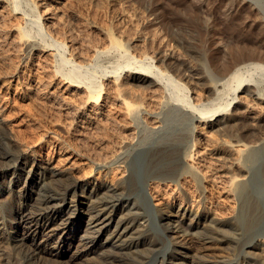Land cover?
Returning <instances> with one entry per match:
<instances>
[{
    "label": "bare ground",
    "instance_id": "bare-ground-1",
    "mask_svg": "<svg viewBox=\"0 0 264 264\" xmlns=\"http://www.w3.org/2000/svg\"><path fill=\"white\" fill-rule=\"evenodd\" d=\"M11 1L14 11L19 12V0ZM137 1L148 2L149 15L154 16L155 23H160L158 27L163 31H155L157 35L153 37L161 39L160 47L153 53L144 50L136 57L133 51L139 47L140 40H125L110 30L107 32L109 47L96 51L109 53L117 50L127 59L126 63L124 60L115 65L111 72L117 84L115 98L125 105V112L130 119V125L127 124L128 130H131L129 136L133 134L135 140L129 143L130 137L123 139L113 155H109L111 163L106 164L105 158V163L98 164V167L105 169H119L123 175L115 182L100 180L98 177L91 180H72L60 171L50 169L48 161L38 158L35 149L17 148L12 138L8 139L0 118V194L13 193L16 190L13 185L17 183L14 177L29 166L28 175L38 178L34 179L33 184L41 185L38 195L28 205L23 201L15 204L14 197L9 194L5 202L0 199V204L4 205L0 206V242L5 240L8 247L12 245L17 264H60L57 256L64 251L59 249L61 246L53 249L48 247L50 231L68 228L76 211L73 215L62 216L61 221H53L63 213V202L70 197L72 201L78 202L80 199L76 198L77 190L89 186L92 197L90 229L83 235L85 249L79 252L86 250L85 255L94 256L81 263L264 264V209L260 208L254 192L257 178L264 187V161L259 163L256 170L253 168L264 148V87L260 84L262 78H257L260 73L264 74V10L260 8L262 2ZM192 40L200 42L206 54L203 62L211 68L206 71L208 75L203 83L199 82L204 80L202 73H178L174 58L172 60L174 55L168 49L175 43L177 46H185ZM57 43L65 45L62 42ZM220 43L222 46H217ZM49 46L53 45L49 43ZM62 59V64L64 61L71 62L70 59ZM62 64L60 61V65ZM75 64L73 67H78L79 64ZM124 67L129 68L126 78L119 72ZM58 71L66 83L87 90L84 107L99 103L110 94L108 85L89 78L85 80V75H80L78 69ZM193 79L199 81L193 82ZM190 84H204V94H196L194 97L190 95L196 91ZM157 91L160 93V112L152 114L154 126H151L146 124V114L149 112L140 95L147 92L158 93ZM245 120L247 123H244ZM200 128H205L208 133L216 132L221 137L216 143L206 142L204 150L211 149L210 145L213 146L211 151L215 159L223 162L220 168L226 166V160L229 161L228 167L221 169V173H226V176L230 173L228 191L238 199L239 208L227 219L217 218L206 205L195 209L188 202L178 205L159 199L162 185L171 183L183 188L184 178L194 181L198 192L206 191L205 171L202 173V169L193 163V159L196 161L195 154L199 153L195 150L201 139ZM224 135L228 138L222 137ZM138 157L142 159L140 179L132 168L133 160ZM12 168H15L14 172H11ZM234 168L238 173L231 172ZM8 177H11L10 180H7ZM255 177L257 178L254 179ZM24 184V188L19 190L20 193L17 192L21 198H26L31 193L28 183ZM25 204L30 208H25ZM149 209L156 214L158 231L151 225L147 214ZM12 219H19L16 227L18 232L23 229L22 236H12L8 232ZM41 220L46 221L43 223ZM46 230L49 232L45 233ZM110 230L113 231L109 233ZM40 233H43L44 239L38 241ZM72 233L64 232L57 243L63 246L70 240ZM106 233L109 234L102 241ZM216 242L233 244L234 254L225 255L224 245ZM167 244L169 250L165 251ZM193 246L204 251L201 254H191L188 250ZM98 247H102L103 252L96 254ZM1 256L0 253V260H7L8 264L11 261L15 263L13 257L8 255V259H4ZM187 260H192V263H187Z\"/></svg>",
    "mask_w": 264,
    "mask_h": 264
},
{
    "label": "rangeland",
    "instance_id": "rangeland-1",
    "mask_svg": "<svg viewBox=\"0 0 264 264\" xmlns=\"http://www.w3.org/2000/svg\"><path fill=\"white\" fill-rule=\"evenodd\" d=\"M260 2L264 4V0H260ZM262 3L261 6L257 5L264 10ZM12 5L11 0H0V118L8 134V139L11 137L17 148L26 149L30 147L29 150L35 149L37 157L48 161L50 169H56L72 180H91L98 177L100 180L115 182L117 178L123 175L120 170L113 169V167L105 169L98 167V164L99 162L100 164L105 163L106 159V164L111 163L110 157L123 139L130 137L128 139L130 142L127 140L129 143H133L135 140L133 134L129 136L131 135V130H128L130 119L125 112V105L118 98H115L117 84L114 81V74L111 72L115 65L124 62V60L126 63L127 59L122 56V52L117 50L109 53H97L96 51L98 49L103 50L109 45L107 32L111 30L125 40L127 38L132 42L140 40L139 47L133 51L136 57L144 50L150 53L155 52L160 47L161 39H153V37L157 35L156 32H161L163 29L160 28V30L158 27L160 23H155L154 16L149 15L148 2L137 0H19L18 8L21 9L19 12L14 11ZM196 41L192 40L190 43L186 41L187 45L193 47H188L186 44L185 46L183 44L177 46L175 43L168 49L175 56L172 57V60L174 58L173 62L179 69L177 70L178 73H202L204 80L193 79V82L203 83L207 79L208 72L206 73V71H210L211 68L204 64L205 50L199 44L200 42ZM57 42H62L65 45H58ZM49 43L53 46H49ZM220 45L222 46V43L217 46ZM213 48L214 46L211 49ZM63 57L67 60L70 59L71 62L64 61V63H69L66 65L63 63V66ZM60 61L62 65H60ZM75 63L79 64L78 67L81 66L79 68L73 67ZM124 63L121 64L125 65ZM71 69H76V71L78 69L80 75H85V80L89 78L94 82H104L110 88V94L106 95L107 97L99 103H91L90 106L84 107V101L88 95L87 90L66 83L61 72L58 71H70ZM128 69V67H124V70H119L124 78L129 73ZM259 76L257 78H262L260 84L264 87V74L260 73ZM124 80L126 81V79ZM190 85L192 89L196 90V93H190L193 97L196 94H204V84ZM157 92L154 94L150 92L142 94L140 92L142 95L138 93L140 99L144 100L142 103L149 112L146 114V124L151 126H154L152 114L160 112V105H158L160 93ZM199 96L197 95V97ZM230 108L232 109L233 105ZM244 123L247 121L245 120ZM201 128L202 134L198 133L201 139L195 150L199 153L195 154L196 161L193 159L194 162H192L196 163L195 165L200 170L202 169V173L205 171L204 175L207 179L204 185L206 191L204 193L198 192L196 183L184 178L183 188H178L171 183L162 185L159 199L165 203H177L178 205L188 202L190 205L193 204L195 209H201V206L206 205L209 207L208 210L214 213L217 218L227 219L232 217L239 208L238 199L228 191L230 173H227V176L226 173L225 175L221 173V169L228 167L229 161L226 160L227 164H224L226 168H220L223 162L215 159L211 151L213 146L210 145L211 149L204 150L206 142L216 143L221 137L216 132L214 134L208 133L205 128ZM124 132L129 134H125V137ZM222 137L226 138V135ZM109 150L112 151L111 154H109ZM263 153L264 148L260 154L261 159L259 157V160L254 164V169L259 167V163H263ZM133 162L132 168L136 170L140 179L142 177V159L138 157ZM29 168L30 166L28 169L20 170L17 173L14 177L17 183L13 185L16 190L11 194L8 192L0 194V199H3L1 202H5L9 195L14 197L15 204H20L23 201L28 205L29 201H34L41 185L40 183L39 185L33 184L36 176L28 175ZM14 169L12 168L13 171L11 172H14ZM235 169H232L231 172L238 173ZM10 178L8 177L7 180ZM257 179L255 182L252 181L255 183L253 186L256 187L254 192L260 208L264 209V187ZM26 182L31 193H26V198H21L17 192L24 188ZM90 190L89 186L86 189H78L76 198L80 200L75 202L70 197L65 203L63 202V213L53 221V223L57 220L61 221L62 216L67 217L76 211L68 228L50 231L51 237L48 247L53 249V247L59 248L61 246L59 249L64 251L63 254L57 256L60 264H84L90 257L94 256V254H91L92 256L85 255L86 250L79 252L85 247L83 235L87 229H90L89 213L92 198ZM27 205L25 208H30ZM75 207H77L76 210ZM147 214L152 227L158 231L159 226L155 222L156 214L151 209L147 210ZM45 221L41 220L40 222L44 223ZM18 222L19 219H12L8 225V232L12 236H22L23 229L18 232L16 227ZM113 225L115 226V223ZM66 231L73 233L70 234V240L62 246L57 242ZM112 231L110 230L109 233ZM109 233L103 236L102 241H105V236ZM40 234L37 237L38 241L44 239L42 238L43 233ZM5 243V240L0 242L1 257L8 259L9 255L14 260L13 251L15 249L12 245L8 247V243L6 246ZM216 243L224 245L223 252H226L225 255L234 254L233 244ZM165 248V251L169 250L168 244ZM192 248L188 250L191 254H201L204 251L198 246ZM101 252H103V248L98 247L96 254ZM75 254L77 255L74 256ZM187 263H192V260H187ZM0 264H8V261L2 259ZM10 264L17 263L11 261Z\"/></svg>",
    "mask_w": 264,
    "mask_h": 264
}]
</instances>
